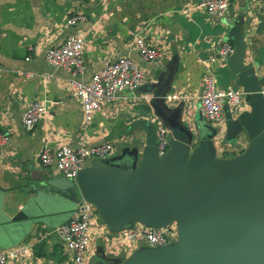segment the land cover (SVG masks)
Segmentation results:
<instances>
[{
  "label": "crops",
  "instance_id": "crops-1",
  "mask_svg": "<svg viewBox=\"0 0 264 264\" xmlns=\"http://www.w3.org/2000/svg\"><path fill=\"white\" fill-rule=\"evenodd\" d=\"M199 1L0 0V131L9 136L0 149V248L20 245L30 248L27 256L9 264L71 262V255L55 229L70 221L78 206L70 212L61 208L42 211L37 221L12 223L17 227L11 231L4 227L9 223H2L11 221L30 198L43 190L38 188L41 178L60 175L54 167L41 164L39 156L43 149L111 142L114 149L110 158L135 152V167H139L148 151L149 129L160 120L151 102L155 92L165 87V104L173 108L184 103L183 119L190 127L216 128L201 113L203 74L211 68L226 79L227 85L223 86L216 77L218 88H241L234 84L227 59L216 63L209 60L223 43L234 46L228 21L241 23L246 42L244 64L254 65L257 76H264V0H231L224 17L209 15L199 7ZM78 15L85 19L75 25L67 23L70 17ZM71 34L85 43L83 80L89 81L106 62L122 56L133 59L145 74L138 89L121 92L88 123L68 83L69 74L50 67L45 59L48 48ZM137 37L159 49L161 58L144 61L137 51ZM169 95L180 97L168 100ZM33 101L42 103L45 113L29 131L22 116ZM232 108L224 103L221 127L225 126V117ZM239 108L250 109L244 100ZM240 144L238 148L223 142L217 156H234L247 148L248 141L243 139ZM130 159L126 153L123 160ZM102 160L87 158L81 169L102 166ZM140 224L134 221L128 229ZM161 228L173 231L168 244L176 242L175 222ZM120 231L114 230L95 207L87 264H124L135 252L149 247L143 242L133 245L118 240Z\"/></svg>",
  "mask_w": 264,
  "mask_h": 264
},
{
  "label": "water",
  "instance_id": "water-1",
  "mask_svg": "<svg viewBox=\"0 0 264 264\" xmlns=\"http://www.w3.org/2000/svg\"><path fill=\"white\" fill-rule=\"evenodd\" d=\"M227 23L234 42L229 73L245 92L249 110L228 112L224 127L194 129L183 119L185 104L167 106V89H160L151 102L160 120L149 129L148 151L139 167L136 153L128 151L130 160H123L126 153L101 158L102 166L81 169L74 180L41 178L38 188L43 190L11 221L2 222L9 223L5 229L37 221L52 208L73 211L86 200L114 230L131 228L134 221L154 228L176 223V242L142 248L124 264H264V76L244 64L241 23ZM158 122L169 130L163 156L156 146ZM243 139L248 146L240 153L217 156L223 142L239 148Z\"/></svg>",
  "mask_w": 264,
  "mask_h": 264
},
{
  "label": "built area",
  "instance_id": "built-area-1",
  "mask_svg": "<svg viewBox=\"0 0 264 264\" xmlns=\"http://www.w3.org/2000/svg\"><path fill=\"white\" fill-rule=\"evenodd\" d=\"M231 0H200L201 7L209 15L224 17L230 8ZM84 16H72L68 19L69 25L83 21ZM264 22V18H263ZM137 51L144 61L155 62L161 58V52L149 45L143 37L136 39ZM84 40L71 34L60 44L48 48L45 59L54 69H62L69 74L68 83L74 90V95L81 103L85 123L92 120L93 115L100 111L103 105L114 101L123 91H135L143 83L145 74L133 59L122 56L106 62L101 69L94 72L89 81L82 79L85 72L83 59ZM234 46L230 42L223 43L209 59L211 63L226 60L233 52ZM264 96V86L260 90ZM178 95H169L168 100L177 99ZM245 92L241 88H218L215 72L208 68L203 74V92L200 98L201 113L204 118L220 127L224 124L223 105L227 102L233 109L243 102ZM45 106L37 101L30 102L23 113L24 127L31 131L42 115ZM169 130L161 122L157 123V152L159 156L166 154L168 149ZM9 136L0 131V149L7 143ZM113 144L105 142L92 146L73 148L62 145L57 149L45 148L39 156L45 167H54L57 172L68 179H75L87 158H107L113 154ZM95 206L82 200L72 219L56 228L64 246L71 255L70 264H87L85 261L90 245V225L94 216ZM172 230L154 228L147 225H137L132 229L121 230L117 238L120 241L136 245L140 242L149 247H159L168 244L173 238ZM30 248L20 245L11 248H0V264H9L12 260L24 258Z\"/></svg>",
  "mask_w": 264,
  "mask_h": 264
},
{
  "label": "rangeland",
  "instance_id": "rangeland-1",
  "mask_svg": "<svg viewBox=\"0 0 264 264\" xmlns=\"http://www.w3.org/2000/svg\"><path fill=\"white\" fill-rule=\"evenodd\" d=\"M219 75H220L219 71L217 73H215V76L218 78L220 84L223 85V86H226L227 85L226 79L223 78V75L221 77H219Z\"/></svg>",
  "mask_w": 264,
  "mask_h": 264
},
{
  "label": "bare ground",
  "instance_id": "bare-ground-1",
  "mask_svg": "<svg viewBox=\"0 0 264 264\" xmlns=\"http://www.w3.org/2000/svg\"><path fill=\"white\" fill-rule=\"evenodd\" d=\"M231 6V5H230ZM56 230V229H55ZM90 242H91V240H90ZM29 247V246H28ZM31 253V252H30Z\"/></svg>",
  "mask_w": 264,
  "mask_h": 264
}]
</instances>
